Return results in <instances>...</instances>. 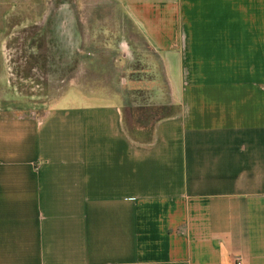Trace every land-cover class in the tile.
I'll return each instance as SVG.
<instances>
[{
  "label": "crops",
  "instance_id": "obj_1",
  "mask_svg": "<svg viewBox=\"0 0 264 264\" xmlns=\"http://www.w3.org/2000/svg\"><path fill=\"white\" fill-rule=\"evenodd\" d=\"M43 2L0 0V49ZM72 2L44 18L50 49L73 34ZM80 14L115 50L90 64L131 85L70 83L35 108L0 59V264H264V0H81ZM165 106L131 132L125 113Z\"/></svg>",
  "mask_w": 264,
  "mask_h": 264
},
{
  "label": "rangeland",
  "instance_id": "obj_2",
  "mask_svg": "<svg viewBox=\"0 0 264 264\" xmlns=\"http://www.w3.org/2000/svg\"><path fill=\"white\" fill-rule=\"evenodd\" d=\"M71 2V0H44L41 5L42 17H26L25 28H19L18 31L15 28L4 38L2 49H0L4 74L9 88L16 92L14 94L22 105L41 107L51 95L62 92L70 83L78 86L81 84L97 86L99 84L100 88H104V83H110V85L116 83L120 87L119 89L124 92L127 91L125 87L131 85L127 79L120 81L122 74L119 69L118 80L115 75L108 76L113 69L110 62L100 65L90 64L92 61L104 62L106 60L108 62L115 50L110 47L108 49L102 47L104 42L110 40V34H103V32L98 35L90 34L86 33L87 27H84V23V26L81 27V23L85 21V18H82L80 14L81 0L72 2L73 12L69 16V23L73 27V34L57 33L56 48L50 49L51 39L50 35L44 32L45 29L47 30L44 26V18L47 19L49 11H53L54 6L57 9L70 8ZM30 19L36 23L30 24L28 22ZM130 67H133L128 69L130 73L131 71L134 73L138 68L133 65ZM88 78H93V80L89 81ZM71 79L72 81H70ZM138 104L144 105L140 101ZM152 112L156 113V110L140 107L130 117L128 112L125 113L127 117L125 119L131 132L138 138L146 136L150 123L155 119L149 114Z\"/></svg>",
  "mask_w": 264,
  "mask_h": 264
},
{
  "label": "trees",
  "instance_id": "obj_3",
  "mask_svg": "<svg viewBox=\"0 0 264 264\" xmlns=\"http://www.w3.org/2000/svg\"><path fill=\"white\" fill-rule=\"evenodd\" d=\"M170 109L171 108L169 106L154 108V110H156V113L152 112L149 114L151 115V117H155V118L165 117L168 116V114L171 112Z\"/></svg>",
  "mask_w": 264,
  "mask_h": 264
},
{
  "label": "built area",
  "instance_id": "obj_4",
  "mask_svg": "<svg viewBox=\"0 0 264 264\" xmlns=\"http://www.w3.org/2000/svg\"><path fill=\"white\" fill-rule=\"evenodd\" d=\"M235 264H240L239 259H236V260H235Z\"/></svg>",
  "mask_w": 264,
  "mask_h": 264
}]
</instances>
